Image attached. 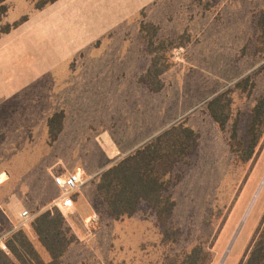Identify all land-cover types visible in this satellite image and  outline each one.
<instances>
[{
  "label": "rangeland",
  "instance_id": "1",
  "mask_svg": "<svg viewBox=\"0 0 264 264\" xmlns=\"http://www.w3.org/2000/svg\"><path fill=\"white\" fill-rule=\"evenodd\" d=\"M17 1L9 20L20 24L25 8L35 18L50 5ZM263 13L264 0H164L78 52L87 40L78 31L43 36L37 67L29 54L34 47L18 40L23 57L12 75L26 85L5 107L24 103L36 120L27 125L26 147H10V158L21 164L4 169L17 175L29 167L21 199L32 223L55 208L60 190L53 175L83 173L75 208L62 213L78 238L63 264H186L198 247L209 253L208 264L245 260L264 232V126L255 146L248 133L264 97ZM15 50L11 44L8 57ZM226 92L221 128L208 105ZM180 125L196 133L198 145L158 169L168 173L162 179L164 195L175 201L172 216L164 222L142 202L133 216L116 219L97 190L102 174ZM51 129L60 130L55 140ZM5 139L0 133V144ZM19 223L21 217L10 223L0 214L1 249L20 229L34 241Z\"/></svg>",
  "mask_w": 264,
  "mask_h": 264
},
{
  "label": "trees",
  "instance_id": "2",
  "mask_svg": "<svg viewBox=\"0 0 264 264\" xmlns=\"http://www.w3.org/2000/svg\"><path fill=\"white\" fill-rule=\"evenodd\" d=\"M8 1L0 0V23L10 10ZM55 1L50 0V3ZM25 20L24 17L21 21ZM19 24V22L6 24L0 30V38ZM260 29L264 33V13L260 19ZM226 95L227 92L217 96L208 105L209 113L221 128H224L227 119L226 117L222 119L218 114L221 108L219 104ZM51 123L52 120H50L52 128ZM258 126H264V97L258 100L249 125L248 133L253 137L254 146L256 138L260 135ZM50 133L55 140L60 130L51 129ZM197 145L196 133L180 125L166 131L144 149L105 171L97 184V190L103 196L108 212L116 219L131 217L142 202H147L156 210L158 217L167 222L173 214L175 201L171 196L164 195L168 188L162 177L168 173L161 174L158 169L168 159L185 158ZM32 227L39 241L50 254L51 261L46 263L42 260L27 233L20 229L5 242L8 252L0 248V264H14L15 260L19 264H63L65 254L78 241L77 236L66 224L65 217L56 207L38 215ZM208 254L198 247L187 257L186 264H197L196 262L208 264ZM241 264H264V232H259Z\"/></svg>",
  "mask_w": 264,
  "mask_h": 264
},
{
  "label": "crops",
  "instance_id": "3",
  "mask_svg": "<svg viewBox=\"0 0 264 264\" xmlns=\"http://www.w3.org/2000/svg\"><path fill=\"white\" fill-rule=\"evenodd\" d=\"M163 1L164 0H56L55 2L50 3L49 6L38 11L35 18H32L29 10L25 8L26 12L23 17L29 16V19L25 20V22L20 24L17 28L12 29L9 33L1 36L0 133L5 135L6 139L0 144V178L3 175L7 176L0 181V214H3L8 222L13 223L20 217V211L22 209H24L23 211L27 210L25 208L26 204L21 197L26 196V182L24 178L28 174L27 170L29 167L27 166V168H25L23 174L18 173L16 175L15 172L8 174L4 169L5 163L7 165L11 163L21 164V160H12L10 158V147L20 148L21 145L22 147H26L27 141L25 134L28 130L27 125H32L34 120H36L32 119V116L30 115L31 110L23 107L24 103L20 104L19 102L17 106L12 109L5 107V105L9 101H12V99H14L26 85L22 84L19 76L17 77V74L16 77L14 76L15 78L12 75V68L15 69L19 66L16 59H18V63H20L19 61H21L20 59L23 57L20 55L21 50L19 51L20 43L18 40L21 37H25V46L28 45L34 47V51L32 53L29 52V54L31 57L34 56L31 60L34 61V66L37 67V65L42 62V51H38L37 47L43 36H48L55 32L58 33L59 29L78 31L82 35L87 36V40L84 44L73 50L78 52L84 50L87 46L92 45V43L98 40L99 37L109 34L124 20L132 18L141 10L156 6ZM8 5L10 10H13L19 4L17 0H9ZM9 12L6 18H4V22L7 24H14L17 21L9 20ZM59 34L61 33L59 32ZM11 44L15 45L16 50L10 57H8L6 50L10 49ZM47 55H49V57L52 56L51 53H47ZM53 58L55 60L54 56ZM16 132L19 133V136L16 137L17 140L15 139ZM21 139L23 141L22 143H20ZM23 164L27 165V162ZM73 172L75 171L64 174H70ZM58 175L63 174H56L52 177L55 186L54 178ZM19 224V226L27 228L34 240L33 242L36 245V248L43 256L45 262H50V254L38 243V236L32 227V221L25 224L21 221ZM76 234L79 235L77 232Z\"/></svg>",
  "mask_w": 264,
  "mask_h": 264
},
{
  "label": "built area",
  "instance_id": "4",
  "mask_svg": "<svg viewBox=\"0 0 264 264\" xmlns=\"http://www.w3.org/2000/svg\"><path fill=\"white\" fill-rule=\"evenodd\" d=\"M55 184L60 190V196L55 202V207L64 214V212H72L75 208V202L72 195L78 192L83 185V173L77 170L70 174L58 175L54 178ZM23 224L32 221V214L25 210L21 215ZM2 249L8 251L5 244H2Z\"/></svg>",
  "mask_w": 264,
  "mask_h": 264
}]
</instances>
